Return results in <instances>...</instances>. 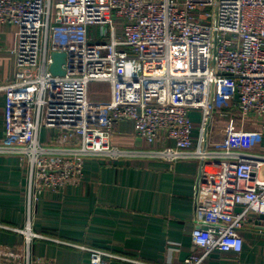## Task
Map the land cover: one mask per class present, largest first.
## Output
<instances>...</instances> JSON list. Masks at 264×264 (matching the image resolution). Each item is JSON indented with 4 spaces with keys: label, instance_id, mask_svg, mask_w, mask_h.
Here are the masks:
<instances>
[{
    "label": "built area",
    "instance_id": "built-area-1",
    "mask_svg": "<svg viewBox=\"0 0 264 264\" xmlns=\"http://www.w3.org/2000/svg\"><path fill=\"white\" fill-rule=\"evenodd\" d=\"M6 23L15 28L17 70L0 80V157L18 159L29 206L45 190L83 182L87 158L192 160V250L176 264L239 253L249 227L264 233V151L234 146L264 136V0H0V30ZM55 52L65 53L61 75L50 71ZM92 82L110 84L100 126L89 122ZM124 120L147 146L110 142ZM17 230L26 242L0 244L1 261L55 264L31 255L29 242L58 239ZM63 243L88 252V264H153Z\"/></svg>",
    "mask_w": 264,
    "mask_h": 264
},
{
    "label": "crops",
    "instance_id": "crops-1",
    "mask_svg": "<svg viewBox=\"0 0 264 264\" xmlns=\"http://www.w3.org/2000/svg\"><path fill=\"white\" fill-rule=\"evenodd\" d=\"M0 44V80H10L17 70L12 24L6 23L1 28ZM109 97L108 82L90 83L92 126L104 124V102ZM231 97L224 100L223 109L230 108ZM4 105L5 98L0 94V138L4 135ZM191 119L196 129L199 113L192 112ZM159 134L160 138L154 141L156 146L163 142V133ZM110 142L119 146L148 145L145 138L135 134L129 120L115 126ZM234 146L243 151H264V136H251L242 143L234 141ZM83 171L85 176L80 184L45 190L29 206L27 178L18 159L0 157V244L10 247L24 244L26 235L17 229L56 238L33 237L29 242L31 255L50 258L55 264H88V252L63 242L97 247L153 264H176L190 254L195 161L169 164L154 159L114 161L91 157L85 160ZM242 237L239 253L215 250L203 264H264V233L249 227ZM0 264L13 263L0 260ZM109 264L133 263L111 258Z\"/></svg>",
    "mask_w": 264,
    "mask_h": 264
},
{
    "label": "water",
    "instance_id": "water-1",
    "mask_svg": "<svg viewBox=\"0 0 264 264\" xmlns=\"http://www.w3.org/2000/svg\"><path fill=\"white\" fill-rule=\"evenodd\" d=\"M64 57V52H55L53 54V61L50 64V71L53 74L61 75L64 73V70L62 68V64L64 63ZM252 216H254V214H252ZM260 219H264V215H260Z\"/></svg>",
    "mask_w": 264,
    "mask_h": 264
},
{
    "label": "rangeland",
    "instance_id": "rangeland-1",
    "mask_svg": "<svg viewBox=\"0 0 264 264\" xmlns=\"http://www.w3.org/2000/svg\"><path fill=\"white\" fill-rule=\"evenodd\" d=\"M249 129H251V127H248Z\"/></svg>",
    "mask_w": 264,
    "mask_h": 264
}]
</instances>
